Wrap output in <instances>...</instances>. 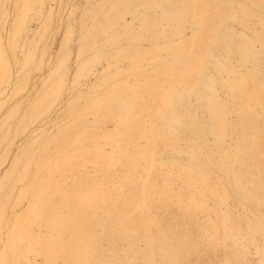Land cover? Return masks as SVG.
<instances>
[{"label":"bare ground","instance_id":"1","mask_svg":"<svg viewBox=\"0 0 264 264\" xmlns=\"http://www.w3.org/2000/svg\"><path fill=\"white\" fill-rule=\"evenodd\" d=\"M84 1L0 0V261L264 264V0Z\"/></svg>","mask_w":264,"mask_h":264},{"label":"snow or ice","instance_id":"2","mask_svg":"<svg viewBox=\"0 0 264 264\" xmlns=\"http://www.w3.org/2000/svg\"><path fill=\"white\" fill-rule=\"evenodd\" d=\"M21 5H16L17 9H20ZM23 7L27 8L30 7V5H23ZM0 13H2L4 16H11L13 13L11 12V8L6 3H0ZM16 21H17V28L22 25L23 23V16L19 13H15ZM264 87V86H262ZM261 143L262 147H264V115H262L261 120ZM261 181H262V188H261V207L262 211H264V159H262V168H261ZM6 215V211H5ZM36 224L30 223L25 224L23 228L20 226L19 222L17 223V226L12 229L10 232V239L13 237L16 238V242L19 245H23L27 242L26 236L29 233H32L36 230ZM261 226L262 229H264V215L261 217ZM11 227V225H10ZM187 247L189 252H196L201 251L203 249V244L199 241L198 238H191L187 242ZM0 264H5L4 261H0ZM22 264V262H20ZM87 264H121V262L118 261H89ZM123 264H208L207 261H193V260H175V261H162V260H148V261H126L123 262ZM213 264H243L241 261H216L213 262Z\"/></svg>","mask_w":264,"mask_h":264},{"label":"rangeland","instance_id":"3","mask_svg":"<svg viewBox=\"0 0 264 264\" xmlns=\"http://www.w3.org/2000/svg\"><path fill=\"white\" fill-rule=\"evenodd\" d=\"M63 1V3L61 2V5H62V13L64 14L63 16H65L66 17V19H67V17H68V15H70L71 14V8L73 9V8H75V10H74V12L72 13V16L71 17H73L74 19L75 18H80V17H77V16H80L81 14H82V11H83V9L82 8H80V7H78V6H81L83 3L86 5V1H84V0H62ZM76 6L78 7V8H76ZM64 8V9H63ZM66 9V10H65ZM81 9V10H80ZM68 10V11H67ZM70 10V11H69ZM73 11V10H72ZM79 12H81L80 14H79ZM68 13H70V14H68ZM67 15V16H66ZM74 15V16H73ZM77 15V16H76ZM76 16V17H75ZM60 30L62 31V32H60ZM59 30V32L56 34V35H54L53 37H52V35H50V40L48 39V41L50 42V45H52L51 47H52V51L53 52H55V51H57V49H59V47H60V41H61V39H62V36H63V33H64V28L62 27L61 29ZM74 36L76 37L77 35H75L74 34ZM52 38H54V39H52ZM54 43V44H53ZM71 44H73L72 46L74 47H76V44H74V41L73 42H71ZM74 47V48H75ZM35 74L38 76L39 75V72L36 70L35 71ZM28 89H29V86H28ZM27 88L25 89V90H22L21 92V94L23 95H26L27 96V93L29 92V90H31L32 88H30L29 90H28ZM27 90V91H26ZM24 91V92H23ZM27 92V93H26Z\"/></svg>","mask_w":264,"mask_h":264}]
</instances>
